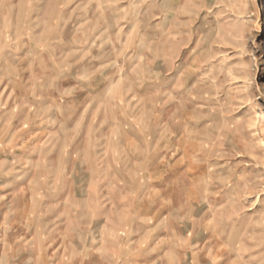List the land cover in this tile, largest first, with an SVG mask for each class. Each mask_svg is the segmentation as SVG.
I'll use <instances>...</instances> for the list:
<instances>
[{"label":"clouds","instance_id":"obj_1","mask_svg":"<svg viewBox=\"0 0 264 264\" xmlns=\"http://www.w3.org/2000/svg\"><path fill=\"white\" fill-rule=\"evenodd\" d=\"M261 7L0 0V264H264Z\"/></svg>","mask_w":264,"mask_h":264},{"label":"rangeland","instance_id":"obj_2","mask_svg":"<svg viewBox=\"0 0 264 264\" xmlns=\"http://www.w3.org/2000/svg\"><path fill=\"white\" fill-rule=\"evenodd\" d=\"M257 4H259V0H257ZM259 16H260V25H259V32H260V35H258V36L256 37L257 42L260 41L261 36H264V7H261V8H260ZM254 35H255V33H254ZM181 55H183V53H181ZM261 75H264V63H262V64L259 66V69H258V76H257V79H258V80L260 79V76H261ZM153 258H155V257H153Z\"/></svg>","mask_w":264,"mask_h":264}]
</instances>
